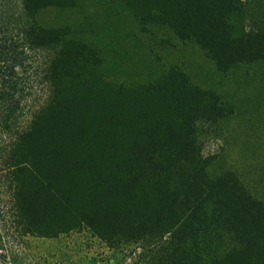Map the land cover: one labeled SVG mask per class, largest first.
Listing matches in <instances>:
<instances>
[{
	"label": "trees",
	"instance_id": "obj_1",
	"mask_svg": "<svg viewBox=\"0 0 264 264\" xmlns=\"http://www.w3.org/2000/svg\"><path fill=\"white\" fill-rule=\"evenodd\" d=\"M76 0H0V244L87 231L143 264H264V199L212 174L198 128L232 112L176 65L108 81L97 48L38 12ZM136 16L198 45L216 68L264 59V8L246 0H137ZM43 99L24 110L30 52ZM71 264V263H69Z\"/></svg>",
	"mask_w": 264,
	"mask_h": 264
},
{
	"label": "rangeland",
	"instance_id": "obj_2",
	"mask_svg": "<svg viewBox=\"0 0 264 264\" xmlns=\"http://www.w3.org/2000/svg\"><path fill=\"white\" fill-rule=\"evenodd\" d=\"M246 1L253 11L259 4L264 8V0ZM137 5V0H76L72 6L47 7L37 16L44 25L65 27L75 39L97 48L108 81L144 84L158 78L162 67L176 65L193 84L218 93L232 112L198 128L209 171H234L252 196L264 199V59L219 70L198 45L180 40L168 28L143 27ZM45 56L30 52L25 59L24 110L43 99ZM137 252L133 244L108 248L81 231L14 242L8 250L0 244V264H143Z\"/></svg>",
	"mask_w": 264,
	"mask_h": 264
}]
</instances>
